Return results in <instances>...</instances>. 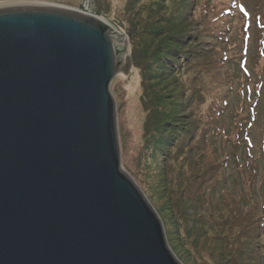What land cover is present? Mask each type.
Masks as SVG:
<instances>
[{
    "label": "water",
    "instance_id": "1",
    "mask_svg": "<svg viewBox=\"0 0 264 264\" xmlns=\"http://www.w3.org/2000/svg\"><path fill=\"white\" fill-rule=\"evenodd\" d=\"M99 15L0 2V264H182L122 166L130 36Z\"/></svg>",
    "mask_w": 264,
    "mask_h": 264
},
{
    "label": "rangeland",
    "instance_id": "2",
    "mask_svg": "<svg viewBox=\"0 0 264 264\" xmlns=\"http://www.w3.org/2000/svg\"><path fill=\"white\" fill-rule=\"evenodd\" d=\"M5 1L15 0H0ZM39 1L69 5L92 14L99 12L100 18L110 23L114 19L126 27L134 18L132 8L127 7L129 0H92L89 10L83 7V0ZM142 1L152 6L157 0ZM175 7L173 1L167 9L170 12ZM226 11L230 12L227 16ZM190 18L198 37L192 45L193 52L202 50L201 58L183 69L181 81L173 91L184 90L189 97L194 96V106L188 111H193L198 126L193 141L196 150L187 147L182 149L183 154L174 151L172 160H164L162 155L152 156L151 148L145 147V92L141 70L133 61L132 70L128 74L118 73L110 88L117 106L122 166L156 210L172 252L182 264H217L211 253L215 242L202 238L197 245L188 238L184 220L180 221L181 237L177 233L173 194L179 180L188 181L193 172L207 170L212 175L211 185L203 190L206 200H211L207 214L228 217L240 210H251L255 218L264 219V0H195ZM133 20L140 30L137 18ZM143 23L151 25L153 20L147 18ZM210 33L224 36L217 40ZM211 40L217 42L206 44ZM225 56L227 59H222ZM171 81L155 83L152 89L159 95L173 94ZM170 98L173 95L165 97ZM230 155L232 159L225 167V158ZM179 170L184 176L179 177ZM190 207L186 204L187 209ZM238 232L239 228L233 234ZM180 239L185 240V245ZM260 244L264 258V238Z\"/></svg>",
    "mask_w": 264,
    "mask_h": 264
},
{
    "label": "trees",
    "instance_id": "3",
    "mask_svg": "<svg viewBox=\"0 0 264 264\" xmlns=\"http://www.w3.org/2000/svg\"><path fill=\"white\" fill-rule=\"evenodd\" d=\"M173 1L176 2V7L169 12L168 4ZM141 2L143 1L129 0L127 7L132 8L134 18L130 20L127 27L121 24L118 26L129 34L133 65L142 73L145 92L142 103L147 112L144 125L145 147L151 148L152 156L162 155L164 160H172L176 153L174 151L183 154L185 150L182 149L187 147H191L192 150L197 149L193 146L195 131L198 128L195 126L196 117L193 111H188V108L192 109L194 106V96L189 97L184 90L182 92L173 91V88H177L181 81L180 74L183 69L190 67L196 59L201 58L199 53L202 50L193 52L192 47L198 38L190 18V11L195 7V0H157L152 6ZM229 13L226 11L225 15ZM135 18L141 25L140 30L134 24L133 19ZM147 18L153 20V24L143 23L147 21ZM163 18L165 20L160 22ZM209 35H213L217 40L224 36L223 33L218 35L210 33ZM217 40H211L206 44L216 43ZM198 43L201 45L203 42L200 39ZM222 59L227 58L225 56ZM166 80H172L170 83L173 94L165 96L153 91L152 87L155 83ZM169 95H173V98L165 99ZM225 103L227 104V101ZM217 109L218 107L215 110ZM218 114L221 115V111H218ZM174 148L178 150H173ZM231 159V155L229 158L226 157L224 165L226 162L228 164ZM165 170L169 174V167L168 171L167 168ZM246 171L249 172L250 168H246ZM192 174L188 181L179 180V187L173 194L176 197L173 214L179 236L181 234L180 221L184 220L188 238L194 239L197 245L202 238L206 239L205 242L216 243L215 248H211V253L217 264H264L260 244L264 238V219L255 218V213L251 210H240L237 214L234 212L228 217H216L213 213L207 214L206 207L211 206V200L209 198L206 200L203 190L211 185L209 183L212 175H208L207 170ZM178 175L179 177L184 176L180 170ZM229 178L231 179V176ZM214 187H212L213 191ZM186 204H191L192 207L187 209ZM237 228L241 232L233 234ZM217 229L220 231L213 234ZM180 240V243L185 245V240Z\"/></svg>",
    "mask_w": 264,
    "mask_h": 264
},
{
    "label": "bare ground",
    "instance_id": "4",
    "mask_svg": "<svg viewBox=\"0 0 264 264\" xmlns=\"http://www.w3.org/2000/svg\"><path fill=\"white\" fill-rule=\"evenodd\" d=\"M92 0H83V7L86 9V10H89V6H90V2ZM91 13V12H90Z\"/></svg>",
    "mask_w": 264,
    "mask_h": 264
}]
</instances>
